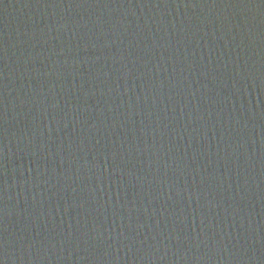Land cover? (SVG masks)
I'll list each match as a JSON object with an SVG mask.
<instances>
[{"label": "water", "instance_id": "obj_1", "mask_svg": "<svg viewBox=\"0 0 264 264\" xmlns=\"http://www.w3.org/2000/svg\"><path fill=\"white\" fill-rule=\"evenodd\" d=\"M0 264H264V0H0Z\"/></svg>", "mask_w": 264, "mask_h": 264}]
</instances>
